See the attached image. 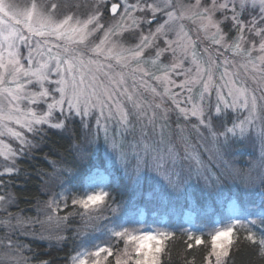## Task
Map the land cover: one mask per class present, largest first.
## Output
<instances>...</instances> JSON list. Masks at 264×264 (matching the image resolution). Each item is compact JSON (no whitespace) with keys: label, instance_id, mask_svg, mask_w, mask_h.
Segmentation results:
<instances>
[{"label":"snow or ice","instance_id":"obj_1","mask_svg":"<svg viewBox=\"0 0 264 264\" xmlns=\"http://www.w3.org/2000/svg\"><path fill=\"white\" fill-rule=\"evenodd\" d=\"M257 4L259 15L243 19L247 10L255 9ZM59 7L52 0H31L28 6L21 9L9 0H0V148L5 149L0 151L4 161L0 165L3 167L0 172V228H14L13 219L17 225L21 223L19 217L8 212L15 197L5 190L7 186L2 177L18 174L15 160L32 147L26 132L36 133L43 125L62 129L72 115L88 118L95 113L97 127L103 122L105 140L111 150L106 154L113 167L117 162H126L131 154L137 163L127 174L135 180L142 166L147 165L149 157L156 168L161 169L167 165L172 151L170 148L167 155L157 153L154 143L145 139L146 128L142 129L139 141L132 142L126 141L122 131L133 128V117L137 120L146 117L148 125L153 128L159 119L162 121L160 129L163 138L166 127L163 121H167L169 112L164 106V97L171 99L183 117H196L199 126L206 129L212 124L211 118H206L203 101L206 96L210 97L213 90L217 95V114L221 112V103L225 108H240L248 112L227 132L243 135L256 119L264 118V0H194L187 6L180 4L179 15L177 0H158L143 6L140 0L134 5H129L127 0H95L85 18L72 11L61 18L57 15ZM136 11L151 12V19L146 21L149 25L157 19V13L166 18L155 30L149 29L145 34L140 31L145 21L133 16ZM227 12L231 15H226ZM216 13H220L222 19H215ZM105 14H110L115 23H101ZM184 19L198 22V30L209 36L218 54L223 48L234 57L243 58L240 67L252 74L251 80L257 88L250 89L246 84L238 83V73L229 72L230 61L227 58L218 62L208 49H205L208 53L206 60L199 57L195 51L196 44L183 24L176 31V39H171L169 31L173 30L172 26ZM229 20L236 32L231 38L221 26ZM136 31H140V35L134 45L125 46L118 42L126 32ZM99 32H103L99 42L90 45V38ZM33 41L35 47L32 46ZM160 41L163 47L159 46ZM21 44L28 46L26 62L20 52ZM153 50L154 57L147 56ZM178 51L183 57L190 54L194 71L192 67H185L184 59L177 58ZM168 53L173 59L164 63L161 57ZM221 68L219 80L223 83L217 84L215 72ZM173 76L183 79L177 83ZM46 84L57 87H46ZM161 86L162 91L158 90ZM175 88L180 91H174ZM224 88H227L226 95ZM257 89L261 92L260 96L256 95ZM194 92L199 97L198 102ZM185 93L184 103L191 104V107L182 106L179 97ZM146 94L151 99H147ZM156 98H160L159 103L155 102ZM40 105L44 107L40 108ZM54 110H58L63 118L52 124ZM157 110L162 112L159 117ZM113 120L118 129L109 137L108 122ZM6 138L18 142L19 148H13ZM79 159L81 163H88L90 154L81 151ZM110 175L107 168L90 164V191L81 196L52 199L46 204L49 222L55 219L59 226L79 216L85 228L91 226L94 230H101L103 224V231L107 233L104 242L77 250L71 264H168L171 258L169 244L176 233L114 222L120 206L112 192L106 190ZM165 179L172 190H180V182L173 180L171 173H165ZM242 182L244 187H249L251 183L247 178H242ZM259 183L264 185V175L259 177ZM206 186L213 187L207 180ZM256 207L255 219H233L207 238L191 231L185 233L186 248L203 247L202 264H229L232 249L240 242V230L243 229V239L264 258V231L257 234L253 230L257 225L264 228V198ZM61 211L66 214L57 215ZM105 221L108 223L105 224ZM55 239L63 240L65 237L56 235ZM27 259L18 243L8 237L0 239V264H27ZM41 264L51 262L43 261ZM185 264H195V259H186Z\"/></svg>","mask_w":264,"mask_h":264},{"label":"rangeland","instance_id":"obj_2","mask_svg":"<svg viewBox=\"0 0 264 264\" xmlns=\"http://www.w3.org/2000/svg\"><path fill=\"white\" fill-rule=\"evenodd\" d=\"M67 1L69 0H52V2L60 5L57 9V15L61 18L69 11L74 12L81 18H85L95 2V0H73L72 2L80 5V8L75 9L76 12L69 5L60 4V2L64 3ZM9 2L23 9L31 3V0H9ZM156 2L158 0H140L141 6L145 3ZM127 3L134 5L137 4V0H127ZM191 3H194V0H177V15H179L180 4L187 6ZM101 10L103 11V8ZM259 13L260 8L257 4L255 9L249 8L247 10L243 19H251L252 16H258ZM225 14L230 16L231 12ZM133 16L138 20L145 21L140 26V31L145 34H147L149 29L155 30L157 25L166 18L162 14L157 13V19L149 25L146 21L151 19V12L136 11ZM215 19H222L221 14L216 13ZM225 22H229L230 30L232 31L231 37L235 36L236 32L231 27V21ZM101 23L108 25L115 23V21L109 14V17L107 19L103 18ZM181 24L184 25L185 31L188 32L191 39L195 42V51L199 57L206 60L208 53L205 52V49H208L218 62L227 58L230 61L229 72L238 73L236 77L238 83L246 84L250 89L257 88V85L251 80L252 74L250 72L246 73L240 67L241 63H243V58L234 57L231 52H226L223 48H220V54H218L216 46L212 44L209 36L202 30H198V22L193 23L187 19L176 21L172 26L173 30L169 31L171 39H176V31L179 30ZM221 26L223 28V25ZM140 31L135 33L126 32L118 42L123 43L125 46H132L137 42ZM101 36H103V32L97 33L90 38L89 44L98 43ZM32 46L35 47V41L32 42ZM159 46H164L162 41L159 42ZM19 48L26 62L28 46L21 44ZM154 54V50L149 51L147 56L154 57ZM258 54L254 53V55ZM177 58L184 59L185 67H192L194 71L190 54L187 57H183L180 56L178 51ZM172 59L173 57L170 53L161 57L164 63H170ZM222 70L221 68L215 72L217 84L223 83L219 80L220 71ZM173 79L179 83L183 77L173 76ZM129 83H131L130 80ZM45 86L50 88L57 87L55 84H46ZM158 90L162 91V86ZM174 91L179 92L180 89L175 88ZM223 91L226 95L227 88H224ZM186 95V93L182 94L179 99L182 102V106L191 107V104L184 103ZM256 95H261L258 89ZM193 96L198 102L199 97L196 92L193 93ZM146 98L151 99L147 94ZM155 102L159 103L160 98H156ZM163 103L169 109L168 119L163 121L166 125L163 131V138H161L160 129L162 121L159 119L155 128H153V126L148 125L146 117L140 120L133 117V128L126 132L121 130L126 141L132 142L139 141L142 129L146 128L147 136L145 139L154 143L157 153L162 152L167 155L170 148L172 151V155L167 159V165L161 169H157L155 162L149 157L147 165L142 166V171L135 180L130 179L127 174L132 172L137 163L136 158L131 154H129L126 162H117L115 168L113 167L111 159L106 154L111 150L105 140L103 122L100 127H97L95 113L88 118L76 115L68 117L66 127L58 130L68 133L72 128L69 126L70 123L77 121L80 138L77 143H74L72 149L73 162L75 163L74 170L62 171L59 169L49 175V179H47L43 188L47 196L42 208L44 219L47 221L48 209L46 204L48 201L52 199L59 200L61 197L81 196L91 190L88 183L90 164L107 168L111 172L106 181L109 184V188L106 190L112 192L113 196L118 189L125 186V194L116 200L120 206V210L113 218L116 223L123 222L126 226L136 228H160L174 232L180 231L184 235L191 231L207 238L216 229L227 226L233 219H243L244 217L255 219V213L258 211L256 206L264 198V185L259 183V177L264 175V118L256 119L243 135H240L239 132L235 134L227 132L226 130L232 128L234 123H238L239 120L246 117L248 112L240 108H225L223 103H221V112L217 114L215 111L217 104L215 90L211 92L210 97L206 96L203 101L206 118H211L212 127L208 129L199 126L196 117H191L190 115L187 118L183 117L175 109L171 99L168 97H164ZM43 107L44 105H40V108ZM150 114L151 112H149ZM161 114V110H157L158 117ZM228 114L232 116L230 123H226L221 119L222 117H227ZM62 118L59 111L54 110L50 123L55 124ZM213 118L219 119V127L215 126ZM44 126L48 125L41 126L39 130L45 128ZM108 128V136L111 137L118 129L115 120L108 122ZM213 133L216 135H213ZM25 134L28 138V134L31 133L26 132ZM233 140L237 143L241 142L240 148L236 152H244V156H249L242 159L241 167L237 166L234 161L236 158L233 151L235 150L231 146ZM6 142L10 143L15 149L19 148L18 142L14 140L6 138ZM4 150L0 148V151ZM81 151L90 154L88 163H81L79 159ZM3 164V158L0 157V165ZM2 171L3 167H0V172ZM92 171H95V169H92ZM165 173H171L172 179L180 182V190L174 191L168 186ZM217 177L220 178L219 182ZM242 178H247L251 181L249 187H244ZM206 180L213 187L206 186ZM61 212L57 215L63 216L64 214ZM70 219L75 222L79 236L80 245L77 250L82 247L90 248L107 239V233L103 231V224L101 225V230H94L91 226L85 228L84 222L79 216H74ZM54 220L50 221V224H53ZM104 223L106 224L108 221ZM253 230L260 234V232L264 231V228L257 225ZM240 231L243 232V229Z\"/></svg>","mask_w":264,"mask_h":264},{"label":"trees","instance_id":"obj_3","mask_svg":"<svg viewBox=\"0 0 264 264\" xmlns=\"http://www.w3.org/2000/svg\"><path fill=\"white\" fill-rule=\"evenodd\" d=\"M72 1L60 2V4L69 5L73 11H76L75 9L80 8V5ZM108 17L109 14H105L104 18ZM223 28L231 38L232 31L229 22H225ZM221 119L230 123L232 116L228 114L227 117ZM213 121L215 126L219 127V119L213 118ZM69 126L72 128L68 133L44 126L45 128L36 133L28 134L32 147L27 148L15 160L18 174L2 177L7 186L5 190L15 197V202L8 208V212L14 217H19L21 223L17 225L16 220L13 219L14 228H0V239L8 237L22 246V255L28 258L27 264H41L43 261H50L51 264H70L72 255L80 245L75 222L70 219L65 222L64 227V223L58 226L55 220L53 224H50L44 219L42 212L47 198L43 188L49 175L59 169L74 170L72 149L74 143L79 141L80 133L77 121H73ZM240 145L241 142L237 143L235 140L231 143L232 149L235 150L233 151L236 158L234 161L239 167H241L242 159L249 157L244 156V152H236ZM124 190L125 186L115 192L116 200L125 194ZM61 213L66 214L63 211ZM37 221L43 223H37ZM240 232V242L233 247L229 264H264V258L259 256L256 248L243 239V232ZM175 233V239L169 244L171 258L168 260V257H165L168 264H185L186 259L192 260L193 258L195 264H202L204 248L187 249V237L180 231H175ZM56 235H61L65 239L57 240Z\"/></svg>","mask_w":264,"mask_h":264}]
</instances>
